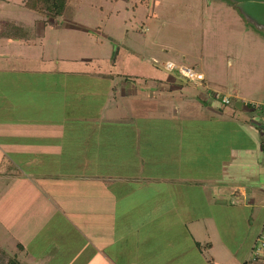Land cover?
I'll return each instance as SVG.
<instances>
[{
    "label": "crops",
    "instance_id": "1",
    "mask_svg": "<svg viewBox=\"0 0 264 264\" xmlns=\"http://www.w3.org/2000/svg\"><path fill=\"white\" fill-rule=\"evenodd\" d=\"M0 49V167L9 165L0 198L22 247L20 264H248L264 232V205L245 215L247 244L234 255L225 242L234 239L237 214L255 207L245 203L248 187L264 193L259 132L236 122L251 141L227 149L210 137L221 121L209 110L221 109L228 96L210 90L204 63L196 64L202 81L170 74L154 86L134 79L113 85V77L90 74L101 94L48 91L41 99L3 76L28 83L45 72L5 68ZM24 95L42 104L25 106ZM158 97L161 112H119L120 103L143 107Z\"/></svg>",
    "mask_w": 264,
    "mask_h": 264
},
{
    "label": "rangeland",
    "instance_id": "2",
    "mask_svg": "<svg viewBox=\"0 0 264 264\" xmlns=\"http://www.w3.org/2000/svg\"><path fill=\"white\" fill-rule=\"evenodd\" d=\"M29 2L0 0L3 66L45 73L39 78L36 75L28 78L27 75L25 80L28 78V83L19 82L14 74L4 75L3 82L9 86L25 85V89H32L41 99L47 98L48 91L57 94L62 90L73 91L72 95L79 96L77 91L96 89L100 93L105 90L101 91V84L95 87L90 74L113 77L109 82L113 85H118L117 80L134 79L142 86H154L153 80L181 74L178 69L181 67L198 72L196 64L202 62L210 90H215L220 97L238 96L247 103L264 100V33L247 23L240 11L227 0H69L65 15L56 19H47L45 15L32 11ZM3 19L8 22L4 27H9L13 36L26 31L29 40L3 36ZM39 21H48V24L41 28L37 25ZM15 52L22 54L23 59L17 57L9 62L5 55ZM168 63L174 64L175 68L169 70ZM56 70L62 75L53 78L46 74ZM30 83H33L32 88ZM102 98H97L98 104ZM36 100L33 95L22 98L25 106L39 104ZM159 101L162 98L150 100L143 107L120 103L118 109L122 116L130 110L131 116L138 112L154 114L163 109ZM221 104V109L209 110L221 121L210 128V137L216 138L218 144H225L226 149L229 144L230 148L248 145L251 139L236 122L252 124L257 130L260 128L259 119L250 118L254 115L252 105L234 103L233 98L230 104ZM190 107L193 112H198L195 105ZM8 166L0 167V197L3 196L1 177L8 173ZM248 189L245 203L254 201L255 207L252 205L247 213L241 210L237 214L232 221L234 239L225 242L230 244L234 255L237 247L243 242L248 243L251 227L246 224L245 215L260 211L259 207L264 205V193H251V188ZM30 195L26 193L25 197ZM8 219L3 212V198H0V249H9L14 255L10 254L11 258L18 260L22 247L15 240L10 226L6 225ZM239 253L241 257L236 259L244 260L245 251ZM234 261L231 258L230 263L234 264Z\"/></svg>",
    "mask_w": 264,
    "mask_h": 264
},
{
    "label": "trees",
    "instance_id": "3",
    "mask_svg": "<svg viewBox=\"0 0 264 264\" xmlns=\"http://www.w3.org/2000/svg\"><path fill=\"white\" fill-rule=\"evenodd\" d=\"M69 3V0H30L29 2V8L32 11L38 12L42 15H45L47 19H56L58 17H63L65 15V10L67 8V5ZM233 5V4H232ZM8 22L3 20V27L7 24ZM41 28L46 27L48 24V21H43V22H37ZM42 25V26H41ZM6 28V29H5ZM9 27H4L3 28V36L6 37H11L10 39H24V40H29L26 31H24L22 34H18V36H13L12 30ZM26 30V29H25ZM14 258V259H13ZM11 258L10 254L5 251L0 249V264H20L19 261L13 257Z\"/></svg>",
    "mask_w": 264,
    "mask_h": 264
},
{
    "label": "built area",
    "instance_id": "4",
    "mask_svg": "<svg viewBox=\"0 0 264 264\" xmlns=\"http://www.w3.org/2000/svg\"><path fill=\"white\" fill-rule=\"evenodd\" d=\"M167 68L169 70H173L175 66L172 63H168ZM178 69L181 75L190 79L191 81H202L204 79L202 74H199L191 69H188L185 67H181ZM223 102L225 104H229L231 102V97H225ZM246 105H252V108L254 110V116L259 119L258 124L260 128H258V132L261 138L260 139L261 152H262V158L264 162V100L258 103H247ZM263 254H264V232L258 238L255 248L253 250V256L248 261V264H258V261L262 257Z\"/></svg>",
    "mask_w": 264,
    "mask_h": 264
},
{
    "label": "water",
    "instance_id": "5",
    "mask_svg": "<svg viewBox=\"0 0 264 264\" xmlns=\"http://www.w3.org/2000/svg\"><path fill=\"white\" fill-rule=\"evenodd\" d=\"M211 2V0H208ZM240 11L245 21L264 33V0H227Z\"/></svg>",
    "mask_w": 264,
    "mask_h": 264
},
{
    "label": "flooded vegetation",
    "instance_id": "6",
    "mask_svg": "<svg viewBox=\"0 0 264 264\" xmlns=\"http://www.w3.org/2000/svg\"><path fill=\"white\" fill-rule=\"evenodd\" d=\"M260 135H259V141H260ZM259 148H260V151H261V143L259 142Z\"/></svg>",
    "mask_w": 264,
    "mask_h": 264
}]
</instances>
